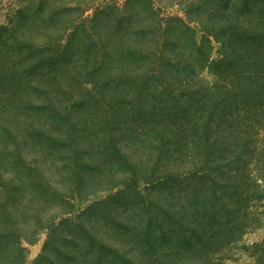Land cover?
<instances>
[{"label": "trees", "instance_id": "16d2710c", "mask_svg": "<svg viewBox=\"0 0 264 264\" xmlns=\"http://www.w3.org/2000/svg\"><path fill=\"white\" fill-rule=\"evenodd\" d=\"M164 1L184 17L37 0L0 24V264H27L42 230L40 264H228L261 222L264 0ZM168 69L197 86L185 102Z\"/></svg>", "mask_w": 264, "mask_h": 264}, {"label": "rangeland", "instance_id": "374dc122", "mask_svg": "<svg viewBox=\"0 0 264 264\" xmlns=\"http://www.w3.org/2000/svg\"><path fill=\"white\" fill-rule=\"evenodd\" d=\"M36 4H37V0H0V24H5V25L12 24V22L14 21L15 14L20 8L33 6ZM156 4L158 5V7L164 9L163 12L164 15H179L184 17L182 6L178 5L177 2L173 3L170 1V5H169V1L156 0ZM192 26L195 29H198L196 25L193 24ZM26 29L27 27L23 29L24 33L26 32ZM197 31H198V35H197L198 42H200L202 38V33L200 32V30ZM212 47H213L212 59L213 60L220 59L221 44L214 41ZM187 59H188L187 57H184L183 59L176 60L175 62L177 63L182 61V64L186 65ZM172 72H173V77L170 79L172 81H166L164 82V85L171 93L175 92L177 95H179L180 100L182 102H185L189 93L186 92L180 93V90L191 92L194 90V87L197 86H193V87L180 86L179 82L185 80L183 79V77L175 79L180 76V73H176L173 69L171 70L168 69V75L172 74ZM168 75H166V78L162 75L160 79L156 81L155 84L162 85L163 83L161 81L169 80L170 76ZM195 77H198V79H196ZM200 78H205L208 81L209 80L212 81V79H214L209 74L208 70H202L200 72L197 71L194 74V77L189 78L188 81L193 80L192 82L196 83L197 80H199ZM149 85H153V84H149ZM151 91L152 90H149L146 93L148 94ZM3 100H5V102L8 103L7 97H5ZM0 114H2V111H0ZM3 126H4L3 119H0V133L3 130ZM95 145L97 146L98 144L95 143ZM46 174L50 176L48 172ZM131 177L132 176L128 177L127 180ZM120 180H123V177H121ZM52 181L54 180L52 179ZM146 186L147 184L145 182H141L140 188L142 189L143 192H145ZM105 197L106 195L100 194L98 197L92 198L88 201L83 200V202L82 201L78 202L76 204L77 212L75 213V216L81 215L83 210L93 205L97 201V199L105 198ZM256 216H260V218L262 219L261 222L257 224V226L250 233H248L240 243L235 244L234 246L229 248V250H226L225 252H223V254L220 255V257L227 259L228 264H261L262 262L264 264V256L262 254V252H264V209H259V211L256 212ZM87 224H90V221ZM46 240H47V232L42 230L36 237L35 242L33 244L26 245L27 264H36V263L40 264V262H38V259L41 257L44 251ZM258 260H260V263H257Z\"/></svg>", "mask_w": 264, "mask_h": 264}]
</instances>
